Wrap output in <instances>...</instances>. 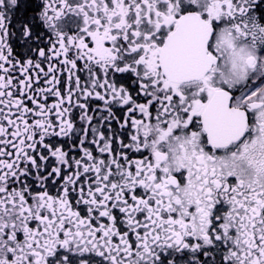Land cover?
<instances>
[{
	"label": "snow or ice",
	"instance_id": "snow-or-ice-1",
	"mask_svg": "<svg viewBox=\"0 0 264 264\" xmlns=\"http://www.w3.org/2000/svg\"><path fill=\"white\" fill-rule=\"evenodd\" d=\"M0 264H264V0H0Z\"/></svg>",
	"mask_w": 264,
	"mask_h": 264
}]
</instances>
